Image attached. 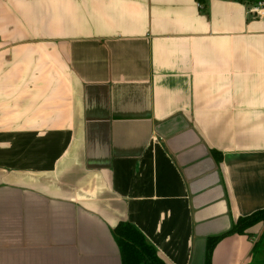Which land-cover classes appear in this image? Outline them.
<instances>
[{"label": "crops", "instance_id": "1", "mask_svg": "<svg viewBox=\"0 0 264 264\" xmlns=\"http://www.w3.org/2000/svg\"><path fill=\"white\" fill-rule=\"evenodd\" d=\"M251 0H0V264H165L264 209V15ZM211 264H264V221Z\"/></svg>", "mask_w": 264, "mask_h": 264}, {"label": "trees", "instance_id": "2", "mask_svg": "<svg viewBox=\"0 0 264 264\" xmlns=\"http://www.w3.org/2000/svg\"><path fill=\"white\" fill-rule=\"evenodd\" d=\"M197 2L202 5L205 0H197ZM260 221H264V209L239 217L230 229L221 235L209 237L206 241L203 264H211L213 248L224 236L234 233L244 234L249 227ZM113 236L119 247L122 264H165L157 256L155 249L145 241L141 232L130 223H119L113 229Z\"/></svg>", "mask_w": 264, "mask_h": 264}, {"label": "built area", "instance_id": "3", "mask_svg": "<svg viewBox=\"0 0 264 264\" xmlns=\"http://www.w3.org/2000/svg\"><path fill=\"white\" fill-rule=\"evenodd\" d=\"M248 13L253 17H259L264 15V0L251 1L248 8Z\"/></svg>", "mask_w": 264, "mask_h": 264}]
</instances>
